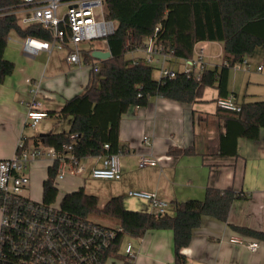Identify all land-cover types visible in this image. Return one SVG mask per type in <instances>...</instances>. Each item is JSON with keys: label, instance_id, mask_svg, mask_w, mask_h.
<instances>
[{"label": "trees", "instance_id": "trees-1", "mask_svg": "<svg viewBox=\"0 0 264 264\" xmlns=\"http://www.w3.org/2000/svg\"><path fill=\"white\" fill-rule=\"evenodd\" d=\"M18 4L19 0H0V86L15 70V64L5 57L12 32L20 38L51 40L49 32L41 26L19 25L14 14ZM106 8L107 18L118 24L116 32L107 38L111 57L101 61L100 74L93 73L82 94L67 100L59 112H53L59 120L71 118L70 129L39 135L32 138V143L25 139L27 146L42 144L63 154H73L78 160L116 153L120 150L123 115L148 106L155 97L193 104L209 87L216 88L220 97H227L232 69L264 47V0H106ZM150 38L171 55L170 62L193 58L194 47L199 42L222 43L223 63L220 68L205 70L200 80L179 70L174 78L158 80L154 78L155 67L143 57H127L145 48ZM92 53L93 50L86 52V62H94ZM218 114L227 122L222 153H227L223 151L225 139L257 140L264 128V101L245 103L239 112L218 108ZM192 152L191 149L169 151L177 156ZM232 153H237L236 146ZM58 165L56 162L48 167V176L43 181V199L47 203L56 201L58 196L54 183ZM245 197L243 193L208 188L203 200L175 201L169 211L155 216L151 212L127 209L122 196L111 197L99 208V198L79 188L65 195L62 206L67 213L84 221L93 213L117 219L119 230L109 255L121 258L123 264H132L121 253L124 240L143 238L153 230L173 231L175 264H187L182 250L191 244L193 231L201 226L203 217L227 222L233 202ZM232 227L241 235L264 239L262 232Z\"/></svg>", "mask_w": 264, "mask_h": 264}, {"label": "crops", "instance_id": "crops-1", "mask_svg": "<svg viewBox=\"0 0 264 264\" xmlns=\"http://www.w3.org/2000/svg\"><path fill=\"white\" fill-rule=\"evenodd\" d=\"M18 43L5 53V57L15 64V70L0 86V159L14 155L21 136L32 143V138L47 134L37 135L34 131L38 126H26L31 106L46 111L48 117L57 118L53 112H59L67 100L82 94L93 77L90 65L95 62L85 61L79 67L66 61L65 52L59 56L60 62H35L34 56L26 54ZM198 46L207 52L208 69L221 67L222 43L200 42ZM92 49L109 51L108 47L107 50ZM176 63L183 64L178 69L182 71L184 62ZM98 64L101 65V61ZM259 66L256 72L251 71L252 67L249 70L233 68L230 72L228 91L238 105L264 101V67L258 71ZM218 98L219 91L209 87L193 104L155 97L148 106L134 108L123 115L119 136L123 175L113 188V196H122L129 210L152 212L147 201L132 198L129 192H154L158 199L169 204L203 200L208 188L243 193L247 197L233 202L227 222L203 217L201 226L193 231L191 244L182 250V254L187 264H264V239L241 235L232 227L264 233V128L257 140L239 137L235 142L232 137L225 139L223 151L227 153H222V136L227 122L222 114H218ZM70 119H67L69 129ZM27 128L33 132L27 133ZM144 137L150 138L149 145L143 141ZM235 146L237 153L234 155ZM175 149L193 152L170 155L169 151ZM142 157L155 158L158 165L140 167ZM80 163L84 168L82 173L65 179L90 176L91 170L101 164V159L88 158ZM38 165L48 170L47 163ZM84 185L83 181L81 186L84 188ZM233 237L245 243L257 242L259 248L253 252L246 246L230 243ZM131 240L129 238L128 242ZM138 240L132 242L137 253L134 264H175L173 231H149Z\"/></svg>", "mask_w": 264, "mask_h": 264}, {"label": "built area", "instance_id": "built-area-1", "mask_svg": "<svg viewBox=\"0 0 264 264\" xmlns=\"http://www.w3.org/2000/svg\"><path fill=\"white\" fill-rule=\"evenodd\" d=\"M14 14L20 26L38 25L51 35V40L21 38L26 54L65 52L66 61L79 67L85 62L84 55L88 51L81 44L96 40L107 43V38L118 26L116 21L107 18L106 0H19ZM199 43L194 47L193 58L183 61L182 70L187 75L194 74L198 80L208 69L207 52L198 46ZM136 52L146 54L143 58L147 64L160 65L158 80L176 76L178 70L163 66L172 57L163 52V47L157 45L154 38L148 39L145 48ZM94 62L91 69L99 75L101 65L98 60ZM234 68L249 70L251 65L245 60ZM262 70L263 66H259L258 71ZM216 104L218 108L233 112L241 110L233 95L218 98ZM48 116L46 111L31 106L25 124L36 128ZM143 141L149 145L150 138L144 137ZM105 148L109 149V145ZM120 156V150L100 156L101 164L91 170L90 176L120 180L123 175ZM56 162L59 163L56 186L67 176H77L84 169L81 160L73 154H63L42 144L27 146L24 136L19 138L12 157L0 159V264H110L109 260L114 258L109 251L119 228L80 220L63 209L62 201L47 203L44 199L36 201L23 194L30 184V166L47 163L52 167ZM156 165L158 160L155 158L142 157L139 161L140 167ZM128 195L147 201L155 216L163 215L171 208L154 192L138 190L130 191ZM229 242L246 246L253 252L259 248L257 242L245 243L236 237ZM121 253L134 264L137 253L132 242H127Z\"/></svg>", "mask_w": 264, "mask_h": 264}, {"label": "rangeland", "instance_id": "rangeland-1", "mask_svg": "<svg viewBox=\"0 0 264 264\" xmlns=\"http://www.w3.org/2000/svg\"><path fill=\"white\" fill-rule=\"evenodd\" d=\"M19 42V43H18ZM21 44L22 46V40L19 39V36L12 32L10 34L8 47L7 49L15 46V44ZM81 47L84 50H89L90 48L97 47L101 48L102 50H107V43L105 40H96L91 43H82ZM215 51H218V48L214 47ZM62 52H54L51 56L48 54H39L32 58L35 62H60V55L62 56ZM139 55L146 56L143 52H136V53H130L128 54V58H138ZM62 61V59H61ZM248 62L251 63V71L256 72L257 66H263L264 67V47L258 48L256 52L247 59ZM182 62V61H177ZM176 62H170L167 61L164 63L165 68H172L178 70L179 68H182L183 64L177 65ZM180 64V63H179ZM155 70H154V76L158 77L159 72L158 69L160 65L155 64ZM71 120V119H70ZM69 123L68 120H58L57 118L47 117L45 120L40 122L38 124L37 130L34 131L35 134L39 135L40 133H49V132H63L68 131L69 129ZM45 131V132H42ZM27 133L33 132V130L28 129L26 130ZM30 174V184L26 187L24 191L25 196H29L32 199L36 201H41L43 199V181L46 180L48 173L47 169L36 164L30 166V170H28ZM84 181V189L89 194H94L99 198V208H102L105 203L114 195L113 188L117 186V181L113 180H105V179H94L91 178L89 175H81L80 178H70L68 177L65 180L59 181L57 188H58V196L56 198V202L60 203L66 194L72 193L74 191H77L79 188H81V184ZM83 188V187H82ZM205 198V197H204ZM203 198V199H204ZM89 220L96 223L101 224L106 227L110 228H117L119 226V222L117 219L105 215L103 213H93L89 216ZM129 238H126L124 240V245L126 242H128ZM133 243L139 242L138 239H132ZM110 264H123V261L121 258H111L109 260Z\"/></svg>", "mask_w": 264, "mask_h": 264}, {"label": "water", "instance_id": "water-1", "mask_svg": "<svg viewBox=\"0 0 264 264\" xmlns=\"http://www.w3.org/2000/svg\"><path fill=\"white\" fill-rule=\"evenodd\" d=\"M92 56L98 61H105L111 57V52L95 50L93 51Z\"/></svg>", "mask_w": 264, "mask_h": 264}]
</instances>
